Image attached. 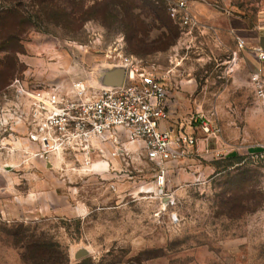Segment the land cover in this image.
Masks as SVG:
<instances>
[{
    "label": "rangeland",
    "instance_id": "rangeland-1",
    "mask_svg": "<svg viewBox=\"0 0 264 264\" xmlns=\"http://www.w3.org/2000/svg\"><path fill=\"white\" fill-rule=\"evenodd\" d=\"M147 1L159 20L144 0H0V264H264V115L253 82L264 0H188L202 25L192 31ZM125 60L163 79L169 126L194 141L163 175L145 160L34 157L21 126L15 141L2 126L14 83L99 88ZM199 117L216 118L219 134H205ZM25 161L36 166L23 170ZM70 202L75 214L51 215Z\"/></svg>",
    "mask_w": 264,
    "mask_h": 264
},
{
    "label": "built area",
    "instance_id": "built-area-1",
    "mask_svg": "<svg viewBox=\"0 0 264 264\" xmlns=\"http://www.w3.org/2000/svg\"><path fill=\"white\" fill-rule=\"evenodd\" d=\"M170 19L192 31L202 25L188 0H159ZM238 47L243 49V43ZM260 67L253 75L254 102L264 115V51L253 50ZM119 87L95 88L82 81L68 87L62 83L25 88L14 83V106L2 126L12 136L13 126L22 127L24 152L44 159L82 156L86 165L94 155L113 165L128 166L131 159L153 164L163 175L169 165L187 155L194 141L178 137L168 127L169 93L163 79L144 71L130 60L122 64ZM205 134L213 120L199 117ZM213 121V122H212ZM62 163V162H59Z\"/></svg>",
    "mask_w": 264,
    "mask_h": 264
},
{
    "label": "crops",
    "instance_id": "crops-1",
    "mask_svg": "<svg viewBox=\"0 0 264 264\" xmlns=\"http://www.w3.org/2000/svg\"><path fill=\"white\" fill-rule=\"evenodd\" d=\"M260 67V64L259 62L257 61L256 64H254V69L257 70L258 68ZM169 126V123L163 125V127H168ZM170 128V126L168 127ZM171 129V128H170ZM7 140V139H6ZM9 142L7 140L6 142V145H8ZM26 153V152H25ZM24 158H27V157H24ZM115 165V163H113ZM117 164V163H116ZM58 165L61 166V163H59ZM34 166H36L35 164H32V163H29V161H25V162H21V168L23 170H27L29 171L30 169H34ZM45 166H48V167H51V165L49 166V164L45 165ZM66 166V164H65ZM52 167L55 168V165H52ZM59 168H62V167H59ZM28 177H29V174H28ZM26 180V182L29 180L27 177L24 178ZM29 191V190H28ZM30 197V196H29ZM31 199H28L27 201H30ZM75 208L73 207L72 208V203L70 202L69 203V206L68 207H65L63 208V211L60 207H53V213L51 215H54V217L56 216H72V214H75ZM30 212V211H29ZM63 212V213H62ZM63 214V215H62Z\"/></svg>",
    "mask_w": 264,
    "mask_h": 264
},
{
    "label": "water",
    "instance_id": "water-1",
    "mask_svg": "<svg viewBox=\"0 0 264 264\" xmlns=\"http://www.w3.org/2000/svg\"><path fill=\"white\" fill-rule=\"evenodd\" d=\"M258 46L264 51V36L258 39ZM124 70L121 68L114 69L104 74L101 85L104 87H119L122 84Z\"/></svg>",
    "mask_w": 264,
    "mask_h": 264
},
{
    "label": "trees",
    "instance_id": "trees-1",
    "mask_svg": "<svg viewBox=\"0 0 264 264\" xmlns=\"http://www.w3.org/2000/svg\"><path fill=\"white\" fill-rule=\"evenodd\" d=\"M144 1H146V6L148 7V11H149V13L150 14H152L154 17H157L158 18V20H159V17H160V15L161 16H163L162 14L163 13H161L160 11H158L157 10V7H155L151 2H149V1H147V0H144ZM17 10L18 11H20V7H15V8H8V9H6V12H10V13H16L17 12ZM8 12V13H9ZM18 13V12H17ZM159 14V15H158ZM20 16H22L23 17V15H20ZM168 17H169V15H167ZM170 18V17H169ZM24 19V18H23ZM156 19V18H155ZM162 19H163V17H162ZM161 19V20H162Z\"/></svg>",
    "mask_w": 264,
    "mask_h": 264
}]
</instances>
